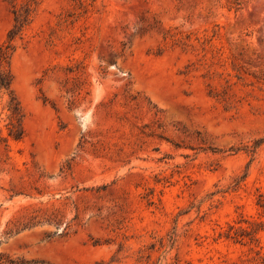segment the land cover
<instances>
[{"label": "rangeland", "instance_id": "374dc122", "mask_svg": "<svg viewBox=\"0 0 264 264\" xmlns=\"http://www.w3.org/2000/svg\"><path fill=\"white\" fill-rule=\"evenodd\" d=\"M14 9L0 254L264 264V0H0V46Z\"/></svg>", "mask_w": 264, "mask_h": 264}, {"label": "trees", "instance_id": "16d2710c", "mask_svg": "<svg viewBox=\"0 0 264 264\" xmlns=\"http://www.w3.org/2000/svg\"><path fill=\"white\" fill-rule=\"evenodd\" d=\"M13 24L6 34L5 41L0 46V116H4L3 127L6 136L0 135V142L10 139L18 142L23 138V119L24 113L20 102L12 86V75L10 72V58L14 51V41L21 35L23 28L29 21V12L25 9L13 10ZM263 141L254 142L253 149H256ZM0 264H27L17 262L8 256L0 254Z\"/></svg>", "mask_w": 264, "mask_h": 264}]
</instances>
